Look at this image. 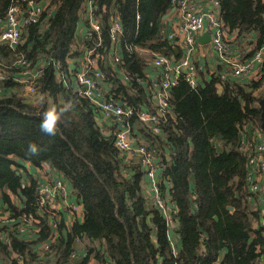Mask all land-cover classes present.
I'll return each instance as SVG.
<instances>
[{
  "label": "trees",
  "instance_id": "trees-1",
  "mask_svg": "<svg viewBox=\"0 0 264 264\" xmlns=\"http://www.w3.org/2000/svg\"><path fill=\"white\" fill-rule=\"evenodd\" d=\"M12 1L0 0V20ZM216 1L224 30L239 37L256 33V48L264 43V0ZM49 5L54 9L47 17L42 15L44 24L25 25L15 49L0 45L8 75L0 93V206L3 210L7 205L9 218L15 220L10 227L0 226V234L7 237L0 239V260L5 257L8 264H19L20 257L22 264H68L78 240L86 253L76 264H87L91 257L98 264H254L264 252V236L261 227L253 228L258 214L255 204L243 200L247 166L238 146L241 130H260L259 99L264 92L256 95V91L264 86V60L256 76L247 81L228 72L221 78L225 68L221 65L214 71L218 76L212 73L209 80L192 87L180 75L170 90V112L160 135L141 124L146 142L169 147V159L162 160V179L168 187L161 184L159 191L175 203L180 248L174 253L163 215L143 194V168L118 152L111 132L103 134L96 119L98 109L69 84L72 74L67 68L69 59L83 55L100 40L93 55L101 57L94 64L103 73L102 81L111 85L107 99L134 110H153L149 96L153 82L146 76L148 64L140 50L179 59L160 34L171 0H98L95 17L100 33L80 39L82 43L76 31L85 14V0H50ZM112 12L122 26V56L116 63L126 80L102 62L113 44L108 31ZM19 54L25 55L32 69L44 63L31 98L24 95L23 84L13 79L21 69L11 66ZM56 69L65 75V82ZM198 74L202 72L197 69ZM65 102L73 107L61 117L56 134L46 135L39 127L42 113ZM135 121L141 123L136 116L127 123L132 126ZM29 142L38 144V154L28 152ZM216 142L221 143L220 151ZM22 162L41 168L43 175L49 174L42 169L46 166L69 181L83 208V220H74L63 234L59 216L40 217L37 180L30 178L25 184L16 173ZM11 195L20 199L21 206ZM23 212L39 219L35 240L16 236ZM40 242L48 244L44 260L36 248Z\"/></svg>",
  "mask_w": 264,
  "mask_h": 264
},
{
  "label": "built area",
  "instance_id": "built-area-1",
  "mask_svg": "<svg viewBox=\"0 0 264 264\" xmlns=\"http://www.w3.org/2000/svg\"><path fill=\"white\" fill-rule=\"evenodd\" d=\"M98 0H85V18L88 22V29L83 38L91 39L92 33H100L101 24L95 17ZM214 6L218 3L216 0H210ZM193 0H171L172 7L177 9V24L175 29L168 34H164L161 30L160 34L163 38L167 39L171 44L176 43L180 39L177 47L180 49L181 55L178 60L173 56H167L161 53H151L150 56H145L147 64L155 66L156 68H165L169 70L170 65H173V74L165 73L157 79L151 80L153 82L150 91V99L154 104V109H139L134 110L132 107H125L114 99L108 98L101 101L93 99L95 91L99 88L100 82L103 79V73L95 66L99 54L93 55L95 47L100 45L98 40L95 47L85 50L86 57L81 61L79 69L74 72L73 76L78 85L77 92L84 98H87L98 109V123H102L109 118H116L119 128L111 133L113 144L118 152L130 160L139 163L143 168L148 179L150 180L148 199L163 215L167 227L171 226L170 222L173 218V210L169 203L163 198L157 185V166L156 153L152 146L147 143H133L130 137L131 126L127 123L128 119L132 116L144 125L153 135H160L161 125L166 122L167 114H169V97L170 90L177 84L180 75L192 87L197 83V66L193 62L194 54L199 45L197 38L200 36L205 28H208L210 33L209 44L211 48L216 51L221 62H225L226 70L220 74L224 78L227 72L234 77H243L248 75L254 69L258 71L262 64L264 56V46L255 49L249 57L231 62L230 55V41L223 32L222 23L215 11L208 10L207 4L204 11L199 10ZM218 7V6H217ZM216 7V8H217ZM54 7L49 3L46 5L39 4L37 0H13L7 8L4 19V24L0 28V45L4 44L11 49H15L21 41V33L23 27L29 24L42 23V15L49 16L53 12ZM138 18V17H137ZM1 22V20H0ZM108 31L112 41H120L122 35V26L116 13L112 12L108 18ZM179 45V46H178ZM142 50V49H141ZM93 56V57H92ZM113 60L118 62L120 58L114 56ZM54 64V61H52ZM177 62H179L177 64ZM2 60L0 59V93L3 89L2 81L7 79L8 75L3 68ZM43 61L39 64L43 66ZM38 65V66H39ZM11 66L21 67L22 76L16 75L14 72V81L20 82L24 87V95L31 98L35 94V81L41 73L40 66L36 69L30 68V64L24 54H19ZM57 67V66H56ZM56 75L60 81L65 82V75L56 69ZM126 80V77L124 78ZM239 150L245 156L247 162L246 170V199L251 200L258 192H262V196L258 198L259 213L264 218V131L255 130L251 132L248 128L241 130L239 136ZM253 163L255 166L253 167ZM46 178L43 181L37 182L35 189L37 194V205L39 210L44 213L45 217H56L57 213L61 210L73 212L76 209V204L67 200L68 192L65 188L64 182L60 178ZM1 206H0V219H1ZM12 221V218H9ZM20 222L17 224L18 229L21 231L26 228L27 224L36 222L37 218L29 213L23 212L20 217ZM13 223V222H12ZM52 227L55 228L56 223L51 222ZM3 241L7 240L4 233ZM171 247L174 253L178 249L173 246V240L168 234ZM38 249L43 251L48 250V244L42 243L38 245ZM43 255H41L42 257ZM20 261L21 258H20Z\"/></svg>",
  "mask_w": 264,
  "mask_h": 264
},
{
  "label": "crops",
  "instance_id": "crops-1",
  "mask_svg": "<svg viewBox=\"0 0 264 264\" xmlns=\"http://www.w3.org/2000/svg\"><path fill=\"white\" fill-rule=\"evenodd\" d=\"M195 6L199 9L204 11L206 9V4H207V9L208 10H213L216 12L217 16H219V8H216L217 6H214L213 2L210 0H193ZM37 2L39 4L42 5H46L48 3H50V0H37ZM173 7H171V9L169 10V14L165 17L162 18V31L164 34H168L171 31H173L175 29V26L177 24V9H173ZM163 17V16H162ZM4 24V22L1 20L0 22V28L1 26ZM88 29V22L87 19L85 18L84 15H81V19L80 21L77 23V31H76V35L78 37V40L80 41V39H82L84 37V35L86 34V30ZM204 32H209L208 28H205ZM203 32V33H204ZM223 32L225 34V36L229 39V41L231 42L230 44V55H229V60L231 62L246 58L248 55L250 56L252 53L253 49H259L260 47L264 46L261 45L259 48H254L253 47V43L255 45V40H253V37H255L254 33L250 34L247 33L245 35H242L241 37H239L236 32H227L226 29L224 30L223 28ZM202 33V34H203ZM201 34V35H202ZM180 39L177 40L176 43H179ZM80 43H82L80 41ZM172 42V45L174 48H177V50L175 49V54L176 55H181L180 49L177 47V44ZM179 46V45H178ZM84 51V50H83ZM140 54L142 56H150L151 53L149 50L147 49H142L140 50ZM86 56V52H83V55L81 56H77L74 58H71L68 60L67 63V68H69V74L71 73V79H68L69 84L73 87L74 90L78 89V85L75 82V78L73 76L74 72L77 71V69H79L80 63L81 61L83 62L84 60L83 57ZM114 56H118L119 58L122 56V50H121V46H120V42H114L112 44L111 47V51L106 54L103 55L102 58V62L104 64L105 67H109L112 70H114V72L118 75L119 78L123 79L126 77V75L122 72V70H120L118 64L113 60ZM248 56V57H249ZM180 57V56H178ZM85 59V58H84ZM176 60L175 59V64H176ZM193 61H195V65L197 66L198 70H200L202 72V74H198L199 77H197L198 82L202 81L203 79L205 80H209L210 78V74H212L214 72V70L218 69V66H223L226 68V65L224 64L225 62H221L218 54L216 53V51H214L210 44H204L201 45L199 44L197 47V51L194 54V58ZM97 67V66H96ZM224 68V71L226 70ZM165 68H156L155 66L152 65H148L147 69L145 70L146 76L150 79V80H154L157 79L159 76L163 75L165 73ZM223 71V72H224ZM166 72H168L170 75L173 74V65H170L169 70H167ZM257 70H253L252 72H250L248 75L243 76V78H241V80L243 81H247L250 76L253 73H256ZM16 75L22 76V72L21 69L18 71H15ZM14 75V73H13ZM252 78V77H251ZM220 90V87L218 88ZM111 91V85H109V83H105L104 81L100 82L99 88L95 91V95L93 96V99L96 101H101L103 99H107L109 92ZM261 121V119H260ZM101 126V130L103 132V134L109 135V133H113L115 132L118 128H119V124L117 123L116 118H109L107 120H105L102 123H99ZM260 130L261 126H260ZM130 137L133 140V143H144L146 140L144 138V130L141 127V123H138L137 121H135L132 126H131V130H130ZM217 150L220 151L221 150V143H217ZM156 148V160H157V166L160 165L157 169H156V173H157V185L159 188V185H165L166 187H168V183L166 180H163V159L168 160L169 159V147L165 144L162 145L161 143H159V145L155 146ZM246 160V159H245ZM246 166H247V162L245 161ZM22 168H18V173L19 175H21L22 181L25 184H28L30 182V178L36 179L37 182L43 181L46 178H51V176H53L52 178H60L65 185V188L68 192L67 195V200L69 202H72L74 204H76V209L71 212L66 211V210H61L60 212L57 213V217L59 216L65 226V229L62 230V233H66V231L70 228L71 224L73 223L74 220H78L79 222H81L83 220V208L82 206L78 203V201L76 200L75 195H73L72 193V188H71V184L70 182L66 181L64 178H62V176L57 173V172H50V168L44 166L42 169L45 168V171L49 174L47 175H43L41 172V168L36 167L34 165H32L29 162H22L21 163ZM255 166V163H253V167ZM162 180V181H161ZM150 186V180L148 179L146 172H144L143 178H142V188H143V194L148 197L147 195H149V192L151 191V189L149 188ZM163 189V188H162ZM163 193V192H162ZM246 193H247V189L245 187V193H244V197L243 200L255 204L256 206V210H257V218L253 221V228L257 229L259 227H261L262 229V234L264 236V218L261 217L260 213H259V203H258V198L262 196V192L258 191L251 200H247L246 199ZM164 196V194H163ZM237 193H236V197H237ZM11 198L13 200V202H15V204L17 206H21V201L20 199H18L17 197L11 195ZM170 205V207L173 208V210L176 211L175 208V203L173 201H171L170 199H168L167 197H163ZM7 205L3 206V212L1 213V220H0V226L1 225H7V227H10L12 224V220L9 219V215H10V211L6 210ZM228 210H232L228 208ZM174 211V212H175ZM38 215L40 217L45 216L43 212H41V210L38 211ZM171 226L168 228V233L170 238L173 240L172 244L173 246H175L177 249L180 248V236L178 234V221L177 219H175L174 217L172 218L171 222H170ZM54 228V227H53ZM40 230V226H39V219L37 218L36 222L32 223V224H27V227L23 230H19L17 227V231H16V236H18L19 238H23L25 240H35L38 236V232ZM55 236H58V231H56V229L53 231ZM3 234H0V239L3 240ZM42 244L41 242L38 243L36 245V248L38 250V245ZM73 254L70 258V262L69 264H76L81 258H83L85 256L86 250H85V246L84 244H82L80 241L76 240L73 243ZM260 251V249H259ZM16 254H13V257H15ZM44 256H42L43 258ZM20 257L17 258L19 264H22V261L19 260ZM44 260V258H43ZM97 261L94 258H90L87 262V264H95ZM0 264H8V261L5 257H3V259L0 260ZM33 264H39L37 262H34ZM108 264V263H107ZM110 264V263H109ZM254 264H264V252H261L259 257H257V259L255 260Z\"/></svg>",
  "mask_w": 264,
  "mask_h": 264
},
{
  "label": "clouds",
  "instance_id": "clouds-1",
  "mask_svg": "<svg viewBox=\"0 0 264 264\" xmlns=\"http://www.w3.org/2000/svg\"><path fill=\"white\" fill-rule=\"evenodd\" d=\"M42 102L43 101V98ZM73 107L71 102H65L63 104H54L51 108H48L42 113L40 120V130L46 135H55L57 132V125L61 122V117L68 113ZM29 153L35 155L40 151V147L35 142H29L27 146Z\"/></svg>",
  "mask_w": 264,
  "mask_h": 264
},
{
  "label": "water",
  "instance_id": "water-1",
  "mask_svg": "<svg viewBox=\"0 0 264 264\" xmlns=\"http://www.w3.org/2000/svg\"><path fill=\"white\" fill-rule=\"evenodd\" d=\"M174 8H172L173 10ZM169 13H166L165 15H163L162 18H165ZM197 41L199 44L201 45H204V44H207L209 43L210 41V33L209 32H204L202 35L198 36L197 38ZM175 49L177 50V48H174L173 47V50L175 51ZM179 62H177L178 64ZM259 106H260V126H261V129L264 131V96H262L260 99H259ZM17 174H19L18 172H16ZM229 209H231V206H228Z\"/></svg>",
  "mask_w": 264,
  "mask_h": 264
},
{
  "label": "rangeland",
  "instance_id": "rangeland-1",
  "mask_svg": "<svg viewBox=\"0 0 264 264\" xmlns=\"http://www.w3.org/2000/svg\"><path fill=\"white\" fill-rule=\"evenodd\" d=\"M218 8V7H217ZM222 26H224L223 25V23H222ZM250 34H252V33H250ZM254 35H255V37H253V40H255V45H254V43H253V47L254 48H256V39H257V36H256V33H254ZM264 44V43H263ZM262 44V45H263ZM254 51H257V50H255V49H253L252 50V52H254ZM263 60H264V56H263V59H262V62H263ZM194 62V64H195V61H193ZM215 71V70H214ZM216 76H218V73L216 72H213ZM256 74H257V72L256 73H253L251 76H250V78L252 77V78H254L255 76H256ZM262 92H264V86L261 88V89H259L258 91H256V95H259V94H262ZM149 146H152V147H154V145H152L150 142H148L147 143ZM154 149V148H153ZM155 150V149H154ZM155 153H156V150H155ZM157 154V153H156ZM1 212H3V210H1ZM1 220V219H0ZM39 250V254L40 255H44V252L46 251H43L42 249H38ZM69 262H70V260H69ZM107 263H109V262H107ZM69 264V263H68ZM94 264V263H93ZM95 264H98V263H95Z\"/></svg>",
  "mask_w": 264,
  "mask_h": 264
}]
</instances>
